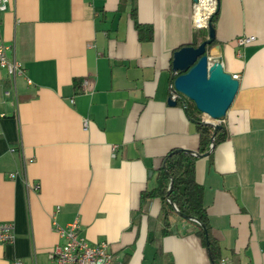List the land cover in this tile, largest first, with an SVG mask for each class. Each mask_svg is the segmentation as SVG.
<instances>
[{"label": "crops", "instance_id": "crops-1", "mask_svg": "<svg viewBox=\"0 0 264 264\" xmlns=\"http://www.w3.org/2000/svg\"><path fill=\"white\" fill-rule=\"evenodd\" d=\"M195 1L9 0L0 12V40L25 68L12 80L0 67V222L15 233L0 264H53L64 241L55 225L77 218L90 243H109L114 264H210L190 221L151 244L148 217L161 218L162 202L141 204L171 149L199 148L184 106L168 101L179 98L173 54L194 41ZM218 10L213 53L240 90L229 137L198 159L196 179L221 264H264V0H218ZM242 35L256 40L239 47Z\"/></svg>", "mask_w": 264, "mask_h": 264}, {"label": "trees", "instance_id": "trees-1", "mask_svg": "<svg viewBox=\"0 0 264 264\" xmlns=\"http://www.w3.org/2000/svg\"><path fill=\"white\" fill-rule=\"evenodd\" d=\"M219 10L209 20V26L216 28ZM135 27L140 38L151 40L154 29L151 25L142 24L137 18L136 10L132 12ZM209 36V27L198 29L194 35L192 45L199 46ZM217 43V38L213 45ZM174 92V91H173ZM184 106L187 116L193 121L199 134V148L196 151L174 148L171 149L162 160L160 174L162 182L154 189H147L141 195L142 207L149 200L159 198L162 202V216L148 217V240L158 246L168 235L175 233V222L179 220L190 221L196 228L197 235L210 257V264H221L223 248L221 242L213 233L209 213L205 205V188L196 179V163L199 158L205 156L212 148L226 141L229 137L228 128L224 122H220V128L214 136L215 126L204 122V114L198 110L196 104L189 97L179 96L176 99ZM206 119L210 117L206 115ZM211 156V154H210ZM169 264H173L171 261Z\"/></svg>", "mask_w": 264, "mask_h": 264}, {"label": "water", "instance_id": "water-1", "mask_svg": "<svg viewBox=\"0 0 264 264\" xmlns=\"http://www.w3.org/2000/svg\"><path fill=\"white\" fill-rule=\"evenodd\" d=\"M215 40V28L209 26V36L202 44L187 45L177 50L173 54L171 78L172 92L178 97H189L198 110L210 117L203 123L215 126L214 136L240 90L239 79L225 70L221 56H214V49L221 53L220 45H213ZM173 97L168 101L175 106L177 100Z\"/></svg>", "mask_w": 264, "mask_h": 264}, {"label": "built area", "instance_id": "built-area-1", "mask_svg": "<svg viewBox=\"0 0 264 264\" xmlns=\"http://www.w3.org/2000/svg\"><path fill=\"white\" fill-rule=\"evenodd\" d=\"M208 0H196L194 3L195 11L193 24L195 29L209 27V20L218 9V0H214L213 9L206 5ZM9 0H0V12L7 10ZM256 40L255 36L242 35L236 38V44L243 47ZM11 45L5 44L0 40V67L7 70L9 79L15 80L17 75L23 74L25 68L20 60L11 57ZM239 79V75H233ZM89 80H84V91L89 86ZM9 94V92H7ZM3 114H0V121ZM11 178L16 177V173H10ZM56 226V231L63 243L58 244L51 253L53 264H114L112 248L106 241L90 243L81 234V221L75 219L67 226ZM15 240L14 226L9 222H0V244L13 243ZM12 264H24L23 260L16 259Z\"/></svg>", "mask_w": 264, "mask_h": 264}, {"label": "bare ground", "instance_id": "bare-ground-1", "mask_svg": "<svg viewBox=\"0 0 264 264\" xmlns=\"http://www.w3.org/2000/svg\"><path fill=\"white\" fill-rule=\"evenodd\" d=\"M210 5V6H208V8H210V9H213V7H214V0H208L207 1V3H206V5Z\"/></svg>", "mask_w": 264, "mask_h": 264}]
</instances>
